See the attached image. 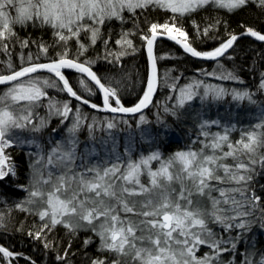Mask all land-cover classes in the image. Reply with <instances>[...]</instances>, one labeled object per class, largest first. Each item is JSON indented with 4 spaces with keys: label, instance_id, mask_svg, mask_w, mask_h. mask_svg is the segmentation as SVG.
Wrapping results in <instances>:
<instances>
[{
    "label": "snow or ice",
    "instance_id": "obj_1",
    "mask_svg": "<svg viewBox=\"0 0 264 264\" xmlns=\"http://www.w3.org/2000/svg\"><path fill=\"white\" fill-rule=\"evenodd\" d=\"M213 5L230 12L250 5L264 9V0H0V52L9 56L0 61L5 65V69H0V182L16 177L17 166L9 149L25 143L18 132L41 133L52 118L59 119L58 126L51 130L47 150L35 139L27 141L36 148L28 153L31 174L27 184L15 185L27 193L15 209L39 220V225H33L27 233L29 237L41 241L47 249V234L57 226L73 237L81 230L91 231L99 238L98 251L104 253L92 259L91 264H264V250L256 247V240L250 235L254 227L264 232V185L260 194L252 187L253 178L264 172V110L258 123L240 130L236 141L231 139L237 130L235 125L202 120L192 141L199 147L190 145L167 158L157 149L136 159L129 154H113L92 162L94 151H77L78 133L86 123L90 138L95 139L91 134L97 125L110 130L122 123L130 128L131 119H135L137 127L147 124L144 110L150 106L162 107L164 114L178 117L180 110L196 97L205 101L230 95L234 101L257 103L255 93L247 88H227L204 80L180 86L177 77L166 75L163 81L159 79L157 61L166 57L157 56L154 46L161 38L174 41L191 57L214 61L221 57L232 59L229 49L234 51L235 43L244 36L264 42V34L251 27L237 35L228 32L226 23L219 19L203 29L193 21L198 39L208 37L225 23L226 38H221L219 46L198 50L178 21ZM154 9L168 11V19L159 23L145 17L146 32L134 23V31L122 30L115 40L118 48L110 46L113 42L111 34H107L102 40L103 53L95 60L87 57L89 49L104 35L101 29L108 22L127 23L124 13L136 21ZM36 21L54 30L55 45L36 44L39 52L35 58L29 55L25 60L21 56L20 66L15 67L9 47L17 35L15 26ZM134 35L146 48L151 73L143 82L142 94L128 106L123 102L124 78L98 75L93 67L98 60L116 65L124 56L138 51L131 39ZM83 37H88L89 43H79L73 52L69 42ZM20 43L22 47L29 45L27 39ZM51 47L60 51L49 55ZM41 56L46 62H39ZM218 68L223 69V65ZM65 70L77 73L78 86L66 77ZM200 71L217 80L243 83L234 71ZM260 77L256 91L264 93V73ZM161 85L178 93L168 97L175 100L172 106L154 101ZM49 90L63 93L66 98L52 96ZM94 96L101 97V104L91 99ZM40 108L46 109V115L39 114ZM84 108L110 115L103 119L93 115L88 122ZM156 122L166 130L159 113ZM213 126L221 131L211 132ZM61 127L66 136L56 140ZM153 163L158 166L153 168ZM177 184L178 189L174 187ZM7 203L0 198V204ZM11 211V206L0 210V234L7 231ZM216 226L219 232L215 231ZM92 243L88 237L84 246ZM202 248L209 251L199 255ZM70 249L71 241L57 252L56 264H71L70 256L74 254ZM225 255L232 259L226 262ZM20 258L25 259V264H35L23 253L0 246V261L4 264H15Z\"/></svg>",
    "mask_w": 264,
    "mask_h": 264
},
{
    "label": "trees",
    "instance_id": "obj_2",
    "mask_svg": "<svg viewBox=\"0 0 264 264\" xmlns=\"http://www.w3.org/2000/svg\"><path fill=\"white\" fill-rule=\"evenodd\" d=\"M169 14L170 13L166 10L154 9L144 15H140L138 20L133 21L131 14L124 13L127 18V23L121 24L119 21L113 20L102 27L101 31L104 35L97 41L96 45L89 49L86 54L87 57L95 60L98 55L103 53L102 40L107 34H111L113 43L110 46L118 48L119 46L115 45L114 42L119 38V34L122 30L134 31V23H137L139 27L146 32L148 30V23L145 22V17L147 21L150 22L164 23L168 19ZM217 19L226 23L228 32L236 34L251 27L264 34V9H260L255 5L243 7L231 12L225 9H218L214 5L206 6L204 9L182 18L178 23L187 31L194 47L201 51H208L219 46L221 38H226L225 23H221L214 31L210 32L208 37H201L198 39L194 32L192 22L195 21L196 24L203 29ZM15 32L17 35L9 45L10 58L15 67L20 66L21 56H23L25 60L29 55L35 58L39 52L36 44L43 42L52 46L55 45L57 39L54 35V30L50 26L41 25L39 21H36L35 24L28 22L25 25H16ZM214 36H218L219 38H210ZM25 39L29 41L28 47L21 46L20 42ZM131 39L138 51L131 55L124 56L116 65L98 60L93 67V70L97 72L98 75L113 77L115 79L124 78L123 85L126 90L123 94V102L128 106L134 104L142 94L143 82L147 78L148 70L145 47L142 45V41L136 35L131 37ZM33 41L36 43H32ZM79 43L87 45L89 43V38L83 37V39L79 41L75 39L70 41L69 45L73 52H75ZM234 49V51L232 49L229 51L233 57L232 59L223 57L214 64L196 60L182 52L181 49L173 43L160 40L156 44L155 54L166 58L158 59L157 61L159 79L163 81L166 75L167 77H177L176 83L182 86L183 83H187L191 79H201V69L209 71L218 65H223V70L234 71L243 80L242 84L238 83L239 86H241L240 89L247 88L255 93L257 103L255 106L251 107L252 110H246L247 105L244 103H238L237 101L234 103V101L230 102V100L226 99L224 101H211L205 104L196 101L185 105V108L180 110L178 117H173L164 114L163 109L160 107L150 106L144 112L149 122L142 125L140 131L135 130L136 132L126 129L128 127L121 126V130L127 134L125 138L128 140L127 142L122 140L123 133L121 137H114L113 135L112 137L118 138L117 141H113V146L116 145L115 147H117V150L123 151V153H125L126 147L131 149V151L134 150V153L131 154L132 156L138 153L144 155L152 147V144L146 143L150 140L159 143L156 144V146L162 149L161 152L164 157H166L173 154L175 151L182 150L186 144L185 139L196 137L194 133L199 128V123L206 115L208 117L210 116V118L220 116L225 120L231 119L232 117L243 119V121L240 120L243 124H240L241 126H238V128H236L237 130L231 134V139L233 141L238 140L240 138L241 129L248 128L260 121L261 115L259 117L256 115L258 106L264 108V97L260 98L259 92L256 91L257 84L261 79L260 74L264 73V44L243 37L235 43ZM58 51H60L59 48L51 47L49 49V55H55ZM8 58V54L0 52V61H6ZM39 62H46V59L41 56ZM0 69H5V65L0 64ZM42 75H47V73H42ZM65 75L70 79L73 85H77L76 72H65ZM169 84H171V80H169ZM172 92L173 91L169 87L161 85L158 88L154 101L159 102L160 105L163 102L173 105L170 103L171 100L168 99ZM49 94L59 99L66 98L63 93H57L56 90H49ZM91 99L98 105L101 104L100 96H94ZM73 103H75V101ZM37 111L41 116L46 115V109L44 108L37 109ZM84 111L88 113L90 118L95 115L97 118L103 119L110 115L103 112H95L89 108H84ZM157 113L160 114L161 119H163L165 124L170 128V130H166L167 136L161 135L159 132L163 125L157 124ZM125 119L129 118L125 117ZM131 120L133 123L135 119ZM58 124L59 119L52 118L49 127L45 128L41 133H32L27 130L19 131L18 135L25 143L9 149L12 161L17 166V174L15 178H8L7 183L0 182V198L8 202L7 205L0 204V210H4L9 206L12 208L11 214L7 220V231L0 234V246L7 247L14 253H23L24 257H30L35 264H56L55 256L57 252L63 251V249L68 246L69 241H71L70 252L74 254L70 256L71 264H91L92 259L104 255V253L98 251L99 242L91 231L81 230L73 237L67 234L66 229L57 226L53 231L47 234V241L50 247L46 249L41 241L33 240L27 235L29 231L33 230V225H39L38 218L15 209V204L24 200L27 196L25 191L18 190L15 187L16 184H27L29 179V158L25 144L28 140L35 139L37 143L43 144L45 150H47V148L50 147L48 144L49 138H52L51 130L56 128ZM131 128H133V126H131ZM103 129L104 127L102 125H97L95 127L91 134L95 137L93 140L102 138L104 133L107 134L105 131H101ZM64 130L65 129L61 127L55 134L56 140H59V137L65 135L66 132ZM117 132L118 131H115L113 133ZM28 135H31V137L28 138ZM78 135L79 141L86 140L87 137H90L87 123ZM140 135H142V138H140ZM150 135L152 137H150ZM176 135H178V138L175 139L174 136ZM146 138H148V140ZM78 149L82 150L81 148ZM102 152L103 150L100 149L98 153L100 159H102L100 155ZM262 185H264V172H260L259 176L253 178L252 187L260 194ZM218 228L219 227L215 229L219 232ZM17 229H22V231H18ZM255 230H259V228L254 227L250 234L251 236L254 234ZM88 237L92 238L93 243L85 247L84 241ZM255 240L256 247L260 250L263 249L264 232L261 231V233H256ZM0 264H4V262L0 261ZM15 264H25V259L20 258L15 261Z\"/></svg>",
    "mask_w": 264,
    "mask_h": 264
},
{
    "label": "rangeland",
    "instance_id": "obj_3",
    "mask_svg": "<svg viewBox=\"0 0 264 264\" xmlns=\"http://www.w3.org/2000/svg\"><path fill=\"white\" fill-rule=\"evenodd\" d=\"M160 10H165V9H160ZM225 10H228V9H225ZM250 39V38H249ZM158 43V42H157ZM155 48H156V46H155ZM182 51V50H181ZM183 52V51H182ZM185 53V52H184ZM186 54V53H185ZM188 55V54H187ZM222 59V58H221ZM218 61H220V60H217V61H215V62H213L214 64L215 63H217ZM158 67V66H157ZM221 70H223V69H219L218 68V66L217 67H214V68H212V70H209V71H207V72H213V71H216L217 73H219V71H221ZM159 71V70H158ZM65 72H75V71H65ZM147 75H148V70H147ZM193 80H204V81H206L207 83H210V84H213V85H221V86H224V87H227V88H238V89H240L241 88V86H239V84H238V82H236V81H223V80H217V79H215L214 77H211V76H205V75H203V74H201V79H199V78H195V79H191L190 81H188L187 83H183V85H185V84H188V83H190V82H192ZM182 85V86H183ZM176 95H178V93H176V92H172V94H171V96H176ZM259 97L260 98H262V97H264V93H261V92H259ZM230 100V102L231 101H234L233 99H232V97L230 96V95H228V96H225L222 100H213L211 97H209V99L208 100H205V101H201V99L199 98V97H196L195 99H193L191 102L193 103V102H196V101H198V102H201L202 104H205V103H207V102H211V101H224V100ZM100 101H101V98H100ZM257 101V100H256ZM191 102H189V103H191ZM238 103H244V104H246L247 105V109L246 110H248V111H250V110H252L251 109V107L252 106H255V104H250L247 100H244V101H237ZM170 103H172V104H175V100L173 99V100H171V102ZM234 103H236V101H234ZM165 104H167V105H169L167 102H163V103H161V105H165ZM187 105V104H186ZM169 106H172V105H169ZM161 109H162V107H160ZM262 110H264V108L262 107V106H258V108H257V112H256V115L259 117L260 115H261V111ZM94 111V110H93ZM207 113V112H206ZM216 117V116H215ZM90 118V117H89ZM239 119V120H238ZM203 120H219L220 122H221V124L222 125H225V126H232V125H235L236 126V128H238V126L240 127L241 125L240 124H243L240 120H242L243 121V119H241V118H239V117H232L231 119H228V120H225V119H222L220 116H217L216 118H210V116L208 117L207 115H206V117L203 119ZM224 120V121H223ZM91 121V118L89 119V121L88 122H90ZM130 124H131V126H133V128H129L128 126H126V125H124V124H122V123H118L117 124V127L116 128H114V129H110V130H106V126L105 125H103V124H101L103 127H104V129L103 130H101V131H105L107 134H105L104 133V135H103V137L102 138H97L96 140H93V139H91L90 137L88 138H86V140H83V141H80V143H79V145H78V148H80L79 146H83V148H82V150H80V149H77V151H78V154H80V153H84V152H86V151H89V152H92V151H94L95 152V155H92V156H90V160L92 161V162H96L97 160H100V158L98 157V153H99V150L101 149V150H103V152L102 153H100V155H101V157H102V159H106L109 155H120V156H125L126 154H129V155H131L132 153H134V150H132L131 151V153H127V150H128V148L126 147L125 149H126V151H125V153H123V151H119V150H117V147H115V146H113V144H114V142L113 141H117L118 140V138H114L115 136H117V137H121V135H122V133H123V135H124V137H123V135H122V140L124 141V142H127V138H125L126 137V133H124V132H122V130H121V126H125V127H128V128H126V129H128V130H134V131H132V132H136L135 130H139L140 131V127L142 126H140V127H137V125H136V122H135V120H133V123H132V120H130ZM101 125H98V126H101ZM170 130V128H169V126H167V128H166V130ZM166 130H165V128H164V126H162V128H161V130L159 131L160 133H161V135H164V136H167L168 134L166 133ZM65 131V130H64ZM115 131H118L117 133H113V132H115ZM199 131V128L195 131V133H197ZM210 131L211 132H218V131H221V128H219V127H217V126H213L211 129H210ZM109 133H111V137H110V135H109ZM194 133V135H196ZM114 135V137H112ZM136 135V134H135ZM65 136H66V133H65V135L64 136H62V137H59V140H61V139H63V138H65ZM79 136V135H78ZM94 136V135H93ZM31 137V135H28V138H30ZM150 137H152L151 135H150ZM171 137V136H170ZM175 137V139L176 138H178V135H176V136H174ZM188 137V136H187ZM140 138H142V135H140ZM49 139H51V138H49ZM78 139H79V137H78ZM147 140H148V138H146ZM196 139V137H192V138H188V139H185V141H186V144L184 145V147H183V149L182 150H180V151H183V150H187V148L191 145V147L192 148H198L199 147V145L198 144H192V141L193 140H195ZM32 140V139H31ZM182 141H184V140H182ZM184 141V142H185ZM146 142V141H145ZM82 143V144H81ZM98 143V144H97ZM147 144H152V147H151V149L146 153V154H144V156H147L148 154H150L151 152H153V151H156L157 149H159V151L161 152V148H159L158 146H156V144H159L158 142H152V141H147L146 142ZM25 146H26V149H27V152L29 153V152H34V151H36V148H35V146L34 145H30V144H28V143H26L25 144ZM100 147V148H99ZM150 147V146H149ZM176 152H178V151H175L174 153H176ZM162 153V152H161ZM163 154V153H162ZM139 156H141L139 153L138 154H136V155H134V156H132L131 155V157L133 158V159H136V158H138ZM164 156V155H163ZM166 158V157H165ZM230 162V161H229ZM158 165H156L155 163H153V168H155V167H157ZM30 174L31 173H29V176H30ZM146 179V177H142V180H145ZM174 187H176L177 189L179 188V185L177 184V185H174ZM214 195H216L215 193H214ZM217 227H219V226H216V228ZM219 229V231H220V228H218ZM215 231H217L218 232V230H216L215 229ZM256 233H261V231L260 230H255L254 231V234L252 235V238H254L255 239V235H256ZM96 237V236H95ZM97 238V240H98V242H99V244H100V241H99V238L98 237H96ZM259 245V244H258ZM244 249H243V247H241V251H243ZM261 250H264V248L263 249H261ZM207 251H209L207 248H202L201 249V251H200V253H199V255H203V253H205V252H207ZM230 259H232V257H230V256H227V255H225V260H226V262H227V260H230Z\"/></svg>",
    "mask_w": 264,
    "mask_h": 264
},
{
    "label": "water",
    "instance_id": "obj_4",
    "mask_svg": "<svg viewBox=\"0 0 264 264\" xmlns=\"http://www.w3.org/2000/svg\"><path fill=\"white\" fill-rule=\"evenodd\" d=\"M246 30H243V31H241V32H239V33H236L237 35H239V34H241V33H243V32H245ZM244 37H247V38H250L251 40H253L254 42H257V43H263L264 44V42H261V41H257V40H255V38L254 37H248V36H244ZM243 38V37H242ZM160 40H165V41H168V42H170V43H173L174 45H176L178 48H180L182 51H183V49H182V47L180 46V45H178V44H176L174 41H171V40H169V39H167L166 37H164V38H161V39H159L158 41H160ZM239 40V39H238ZM157 41V42H158ZM157 44V43H156ZM156 46V45H155ZM155 46H154V52H155ZM231 49H229V51H230ZM184 52V51H183ZM145 53H146V57H147V66H148V75H147V77L150 75V73H151V65H150V61H149V59H148V56H147V52H146V48H145ZM189 55V54H188ZM190 56V55H189ZM191 57V56H190ZM192 58H194V57H192ZM221 58H223V57H221ZM221 58H219L218 60H220ZM194 59H196V60H199V61H203V62H206V63H213V62H215L214 60H203V59H199V58H194ZM217 61V60H216ZM157 69H158V67H157ZM65 71H74V70H65ZM158 75H159V71H158ZM156 94H157V92L155 93V95H154V97H153V99L155 98V96H156ZM101 98V97H100ZM147 109H145L144 110V112L146 111ZM108 114V113H107Z\"/></svg>",
    "mask_w": 264,
    "mask_h": 264
},
{
    "label": "bare ground",
    "instance_id": "obj_5",
    "mask_svg": "<svg viewBox=\"0 0 264 264\" xmlns=\"http://www.w3.org/2000/svg\"><path fill=\"white\" fill-rule=\"evenodd\" d=\"M79 147H80L81 149L83 148V146H79ZM173 154H174V153H173ZM173 154H170V155L166 156V158L169 157V156H171V155H173Z\"/></svg>",
    "mask_w": 264,
    "mask_h": 264
}]
</instances>
